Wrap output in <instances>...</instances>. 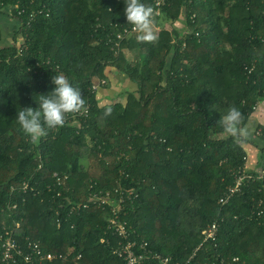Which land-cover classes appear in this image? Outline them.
Instances as JSON below:
<instances>
[{
  "label": "trees",
  "instance_id": "obj_1",
  "mask_svg": "<svg viewBox=\"0 0 264 264\" xmlns=\"http://www.w3.org/2000/svg\"><path fill=\"white\" fill-rule=\"evenodd\" d=\"M124 7L0 0V16L18 23L12 43L0 46V230L65 257L52 264H125L113 253L121 239L106 229L109 209L89 197L121 178V189L138 194L125 218L130 239L146 242L151 255L264 264V126L238 142L217 123L235 106L247 124L264 101V0H167L153 17L155 42L116 39L131 27ZM108 69L135 90L107 104L105 115L91 86L106 81ZM59 73L81 89L87 116L68 114L63 127L33 142L16 112L36 108V95L50 92ZM247 145L260 147L256 169L246 168ZM241 170L253 179L220 205ZM215 222V240L204 241ZM143 264L158 260L145 255Z\"/></svg>",
  "mask_w": 264,
  "mask_h": 264
},
{
  "label": "built area",
  "instance_id": "obj_2",
  "mask_svg": "<svg viewBox=\"0 0 264 264\" xmlns=\"http://www.w3.org/2000/svg\"><path fill=\"white\" fill-rule=\"evenodd\" d=\"M167 0H153L154 17H158L161 14V9L165 6ZM153 29H159L153 27ZM137 35L134 28L124 27L116 35V39L122 41L130 36ZM19 40H22L19 38ZM105 80H94L91 86V91H96L98 87L104 86ZM88 113V107H85L82 111L73 113V117L76 119H82L86 117ZM258 178L263 175V170L260 168L256 171ZM53 177H57L54 174ZM117 180V187L112 191L92 192L89 194L90 200L100 209H109V216L107 218L106 229L115 237H119L121 240L117 242L113 253L121 259L125 264H143L145 255H150L152 258L158 260V264H181L178 262L170 263V260L165 257L152 254L147 249V243L143 241H137L131 238V231L127 227L126 216L130 209H132L138 194L132 188L121 189L118 184L122 180ZM252 175L246 171L241 170L235 176L234 183L229 186L225 193L219 198L218 202L220 205H225L234 194L240 191L242 185L252 180ZM26 185L23 184V190ZM114 195V197H112ZM15 207L14 205L12 206ZM74 211L70 209V212ZM58 215V214H57ZM60 225V221H56ZM15 228H18L16 224ZM218 231V223L211 224L204 232V241H214ZM104 239H101V242ZM195 252V251H194ZM192 257V256H191ZM190 257V258H191ZM65 258L61 254L46 253L44 252L38 241L25 238L22 242H17L12 237L11 231L6 228L0 230V264H52L58 259ZM80 258V255H78ZM189 258V260H190ZM188 260V261H189ZM187 261V262H188ZM238 259L234 258L230 263H237ZM186 262V263H187ZM229 263V264H230Z\"/></svg>",
  "mask_w": 264,
  "mask_h": 264
},
{
  "label": "clouds",
  "instance_id": "obj_3",
  "mask_svg": "<svg viewBox=\"0 0 264 264\" xmlns=\"http://www.w3.org/2000/svg\"><path fill=\"white\" fill-rule=\"evenodd\" d=\"M123 3L127 24L134 28L138 34L137 39L141 42H155L157 36L153 31V8L144 0H123ZM51 79L54 87L46 94L36 95V108L20 107L16 112L15 119L21 130L33 142L46 136L49 130L63 127L68 114L80 112L85 107L81 89L74 87L63 73L55 74ZM111 111L110 105L105 106V115ZM220 113L217 123L225 134L238 142L251 134V126L244 123L237 107L231 106Z\"/></svg>",
  "mask_w": 264,
  "mask_h": 264
},
{
  "label": "crops",
  "instance_id": "obj_4",
  "mask_svg": "<svg viewBox=\"0 0 264 264\" xmlns=\"http://www.w3.org/2000/svg\"><path fill=\"white\" fill-rule=\"evenodd\" d=\"M18 29V23L11 20L8 16H0V46H6L12 43L14 33ZM106 84L98 87L95 91L96 100L100 106L115 103L117 100H123L127 92L135 90V85L132 84L124 75L116 72L113 69H108L106 72ZM251 126V134L246 138L253 141L256 128L264 126V101L257 104L254 113L249 118L248 123ZM259 145V142H257ZM247 151V166L249 170L256 169L261 161L260 147L245 146Z\"/></svg>",
  "mask_w": 264,
  "mask_h": 264
},
{
  "label": "rangeland",
  "instance_id": "obj_5",
  "mask_svg": "<svg viewBox=\"0 0 264 264\" xmlns=\"http://www.w3.org/2000/svg\"><path fill=\"white\" fill-rule=\"evenodd\" d=\"M4 17H5V16H4ZM165 27L169 28V25H168V24H166V25H165ZM154 30H155V29H154ZM154 30H153V31H154Z\"/></svg>",
  "mask_w": 264,
  "mask_h": 264
}]
</instances>
